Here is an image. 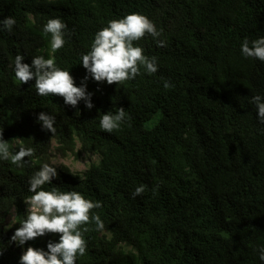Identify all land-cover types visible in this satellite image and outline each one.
Instances as JSON below:
<instances>
[{"label":"trees","instance_id":"1","mask_svg":"<svg viewBox=\"0 0 264 264\" xmlns=\"http://www.w3.org/2000/svg\"><path fill=\"white\" fill-rule=\"evenodd\" d=\"M131 12L163 30L164 47L150 35L135 42L157 57L156 73L142 68L120 85L89 76L91 109L38 95L34 79L15 81L17 54L28 64L51 54L80 86L96 32ZM8 16L16 24L0 31V131L13 151L22 143L34 154L23 167L0 160V264H20L28 246L59 241L49 233L18 245L5 226L12 209L16 228L26 218L29 180L43 163L58 172L44 189L102 202L92 214L105 228L81 226L87 252L76 264H264V123L249 102L264 96V62L241 52L245 38L264 36V0H0V19ZM57 17L70 35L51 52L43 28ZM119 107L130 119L105 132L100 118ZM41 112L55 117V134L38 122ZM52 149L98 160L72 172L51 163ZM140 185L145 192L133 198Z\"/></svg>","mask_w":264,"mask_h":264},{"label":"clouds","instance_id":"2","mask_svg":"<svg viewBox=\"0 0 264 264\" xmlns=\"http://www.w3.org/2000/svg\"><path fill=\"white\" fill-rule=\"evenodd\" d=\"M16 20L12 16L0 19V31H12ZM67 24L60 18H50L44 25L43 32L50 35L51 52L61 49L66 43ZM163 30L157 29L156 24L141 12H131L122 18L112 19L107 25L96 32L90 50L82 55V65L88 76L84 83L77 86L71 71L59 67L55 59L49 54L36 55L32 63H24V55L17 54L14 59V78L19 84H27L35 80L34 86L40 96H61L64 102L77 107L81 100L86 107H94L92 93L87 91L86 81L91 76L97 82L106 81L111 84H123L141 75V69L148 74L158 71L157 57H148L144 49L135 42L146 35L156 40L157 45L164 47L166 41L159 39ZM242 55L246 58H256L264 62V36L249 41L245 38L241 45ZM167 87V84H165ZM256 107L258 118L264 123V96L254 95L249 101ZM38 122L42 127L56 133L55 117L46 112L38 115ZM130 116L125 108L119 107L113 113L108 111L100 118V127L107 133L121 129L122 124ZM18 151L12 150L11 141L5 140L3 130L0 131V160L10 161L12 164L23 167L25 157H31L34 150L25 147L22 143ZM74 174V173H73ZM58 175L57 168L49 163H43L30 178L29 191L33 193L24 199L28 205L26 218L18 222L21 226L15 230L11 241L18 245L34 240L46 234H59V241H49L47 250L28 246L20 257V264H76L77 258L87 252V241L82 225L95 222L97 230H104L105 224L99 214H92V210L102 207L99 200L87 199L79 191H61L56 187L44 189L45 184H51ZM75 175V174H74ZM145 192V186H138L132 193L133 198ZM259 259L264 261V247H260ZM3 249H0V255Z\"/></svg>","mask_w":264,"mask_h":264},{"label":"rangeland","instance_id":"3","mask_svg":"<svg viewBox=\"0 0 264 264\" xmlns=\"http://www.w3.org/2000/svg\"><path fill=\"white\" fill-rule=\"evenodd\" d=\"M52 155L51 157V163L55 164L57 166H65L69 168L72 172L80 173L82 171H85L88 166L92 163L98 160V156L93 153H86L82 152L79 155L76 154H68L67 156H62L58 152H56L54 149L51 150ZM28 208V205H27ZM15 210L12 209L11 214L7 217L6 220V228L13 229L12 235L15 233L16 225H15ZM17 244L16 242H14Z\"/></svg>","mask_w":264,"mask_h":264}]
</instances>
